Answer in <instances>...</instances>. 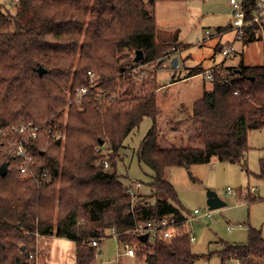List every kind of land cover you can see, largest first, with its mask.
I'll list each match as a JSON object with an SVG mask.
<instances>
[{"label":"trees","instance_id":"trees-1","mask_svg":"<svg viewBox=\"0 0 264 264\" xmlns=\"http://www.w3.org/2000/svg\"><path fill=\"white\" fill-rule=\"evenodd\" d=\"M11 3L14 13L0 2V132L28 123L43 129L30 147L36 178L21 179L20 160L8 155V138L0 135V166L9 163L6 175H0V264H35V234L74 242L75 264H95L101 243L114 235L121 245L135 249L144 264H197L215 254L222 264H264V239L254 230L246 245L222 242L220 252L195 254L190 234L181 225L186 218L167 179V170L174 167L244 160L249 134L264 129V66L249 67L242 60L237 68L224 67L232 77L228 84H222L215 72L212 90L173 128H186L187 145L164 148L158 143L160 111L155 93L134 96L130 89L134 77H125L139 64L156 62L160 69L169 51L179 46L177 37L157 28L145 0ZM241 5L249 21L254 0H243ZM257 40L250 28L242 41L249 45ZM140 50L144 59L139 63L121 54ZM39 68L45 70L42 76ZM202 71L194 68L187 78ZM89 72L95 75L97 88L78 106L76 92L89 87ZM123 77L125 83H119ZM119 90L131 98L119 101L115 95ZM103 104H107L105 112L99 108ZM66 106L65 126L61 111ZM145 118L153 125L137 158L153 174L152 192L133 198L117 172L122 161L118 152ZM103 147L116 156L105 162L98 154ZM42 173H48L49 184L39 178ZM259 177L264 180V162ZM169 215L180 224L172 239L143 243L133 232L138 223ZM95 240L98 247L91 244Z\"/></svg>","mask_w":264,"mask_h":264},{"label":"rangeland","instance_id":"rangeland-1","mask_svg":"<svg viewBox=\"0 0 264 264\" xmlns=\"http://www.w3.org/2000/svg\"><path fill=\"white\" fill-rule=\"evenodd\" d=\"M10 1L13 0H0L14 13L16 8L14 4H10ZM230 1L155 0L153 4H149V0H145L147 9L155 14L157 28L177 37L179 44L176 50L169 51L178 58L179 64L176 70H172L171 60H167L160 69L157 68L156 62H152L139 64L129 74H125V77H134L131 82L134 88H130L134 96L143 97L148 93L156 95L160 111L157 119L160 147L167 148L182 142L187 145L186 128L177 131H173V128L177 125V121L191 111L193 104L213 88V84L202 76L187 78L191 70L210 68L214 62L237 66L242 60L246 66L252 67L264 60L261 55L264 49L258 42L244 46L237 42V54L227 59L218 51L219 44L227 46L226 42L232 40L234 36L231 29L234 22L233 5ZM236 1L238 4L243 2V0ZM206 31L214 33L215 36L208 39ZM225 31V37L218 36L220 32ZM121 54L135 57L132 51H124ZM174 80L183 81L162 91V85ZM125 81L123 77L119 83ZM125 86L128 88V84ZM69 91L68 89V99ZM119 91L115 94L119 101L131 98L123 96L121 90ZM68 106L61 111L65 126ZM99 108L101 112H105L107 104L100 105ZM77 109L83 110L82 107ZM152 125V119L145 118L125 140V147L118 152L122 161L118 163L117 172L125 187L133 182H140L142 185L137 196L150 195L152 192L150 185L153 174L147 167L140 166L137 158L140 145ZM62 142L64 149L65 136ZM248 146L245 160L239 163L214 160L209 164L193 165L189 168L174 167L167 170V179L177 195L176 205L182 208L187 217H190L194 210L200 211L193 222L184 225L185 230L196 238L192 243V251L195 254L220 252L222 242L230 245H246L250 230L260 232L264 239V180L259 177L264 162V129L250 133ZM98 154L105 157V162H108L110 157L116 156L109 147H103ZM20 177L27 178L22 175ZM42 181L49 184L51 179ZM210 191L215 192L227 204L226 207L210 210L207 205V194ZM253 198L260 200L250 202ZM209 211L213 213L211 218L204 216ZM35 237L37 239L35 264H75L74 243L55 236L52 239L35 234ZM99 251L101 254H98L95 264H144L138 256L134 258L125 256L124 247L114 236H108L101 243ZM120 254L122 256L119 258ZM197 264H222V262L215 254L212 258L200 260Z\"/></svg>","mask_w":264,"mask_h":264},{"label":"built area","instance_id":"built-area-1","mask_svg":"<svg viewBox=\"0 0 264 264\" xmlns=\"http://www.w3.org/2000/svg\"><path fill=\"white\" fill-rule=\"evenodd\" d=\"M230 4L233 5L234 12V22L232 30L235 32V42H242L243 36L245 35L246 30L252 28L255 31L257 37V42L261 43L264 49V0H254V7L252 12V17L249 21L245 19V12L241 4H238L236 0H231ZM222 35V32L218 36ZM206 36L208 39L213 38L215 35L209 31H206ZM222 56L227 59L236 53L235 46L229 45L222 47L220 50ZM174 54L169 52L166 55V60H172ZM215 72H219L221 75V83L228 84L230 83L232 77L229 72L224 71L223 64H215L210 69L203 70L199 76L204 77L208 82L215 84L216 75ZM91 79L89 87H83L78 89L76 92V97L74 99V104L80 105L81 98L87 95L90 90L97 88L95 75L89 72ZM238 93L236 92L235 95ZM43 129V126H36L33 124H19L8 126L4 131L0 132L2 137L8 138V155L14 159H19V172L22 176L28 178H36L35 173L31 170V167L34 165V159L30 153V147L35 143ZM10 136V137H9ZM62 137V136H61ZM105 167H108V163H105ZM42 180H47L49 178L48 173H42L39 176ZM142 187L140 182H133L130 186L126 187V193L131 197H136L138 190ZM254 189L251 190L253 192ZM246 194V193H245ZM245 194H243L244 197ZM248 198V197H247ZM200 214L199 210H194L193 214L190 217L186 218L181 225L184 226L187 223H190L196 219L197 215ZM212 212L209 211L204 216L207 218L212 217ZM180 224L174 215H169L159 218L157 221H148L146 223H138L134 229V233L138 236L147 235L148 241L155 242L158 239H172L179 234ZM114 237H117L114 235ZM196 238L190 234V241L194 243ZM92 246L98 247V241H92ZM125 253L124 255L130 258L136 257V251L128 244H123ZM122 255H119V258ZM229 264H238V261H231Z\"/></svg>","mask_w":264,"mask_h":264},{"label":"water","instance_id":"water-1","mask_svg":"<svg viewBox=\"0 0 264 264\" xmlns=\"http://www.w3.org/2000/svg\"><path fill=\"white\" fill-rule=\"evenodd\" d=\"M233 15H234V12H233ZM143 59H144L143 51H141V50L137 51L135 53L134 61L136 63H139ZM166 61L167 60L165 59L161 63H165ZM178 64H179L178 58L174 57L171 60V68H172V70H176L178 68ZM238 72L239 71L237 70L236 73H238ZM38 73H39L40 76H42L45 73V70L43 68H39ZM99 143H100V146H103V144H104V142L102 140H100ZM8 167H9V163H5L2 166H0V175L2 177L6 175V173L8 171ZM189 167L190 166H186V168H189ZM207 205H208L210 210H218V209L226 207L227 204L224 201H222L215 192L210 191L207 194ZM140 240L143 243H146L148 241V236L147 235H142V236H140ZM22 249H23V247H22ZM99 254H101V251H99Z\"/></svg>","mask_w":264,"mask_h":264},{"label":"crops","instance_id":"crops-1","mask_svg":"<svg viewBox=\"0 0 264 264\" xmlns=\"http://www.w3.org/2000/svg\"><path fill=\"white\" fill-rule=\"evenodd\" d=\"M153 14H154V12H153ZM155 15V14H154ZM233 31V30H232ZM234 32V31H233ZM225 34H226V31L225 32H222V37L221 38H223V37H225ZM236 43L237 42H235V32H234V36H233V38H232V40H230V41H227L226 42V44H227V46L228 45H234L235 46V48H236ZM259 43V42H258ZM240 44H242L243 46H244V43H243V41L242 42H240ZM260 45H261V43H260ZM222 47H226L225 45H222V44H219V48H218V51L220 52V50H221V48ZM261 47H262V45H261ZM263 48V47H262ZM236 54H237V48H236ZM235 54V55H236ZM261 55L264 57V50H263V52L261 53ZM215 64H223V66L225 67V68H237L239 65H237V66H228V65H226V63L225 62H222V63H217V62H214L213 63V65H212V67L215 65ZM164 66V65H163ZM257 66H264V60H262V62H260L259 63V65H257ZM212 67H210V68H212ZM210 68H207V69H210ZM202 70H205V69H202ZM198 76V75H197ZM197 76H194V77H197ZM194 79V78H193ZM183 80H180V81H175V82H170V83H168V84H165V85H162V91L163 90H165V88H171V87H174V86H176V85H178V84H180L181 82H182ZM263 130V129H262ZM261 131V130H260ZM257 132V131H256ZM250 135V134H249ZM246 156H247V154H246ZM245 156V157H246ZM244 160H245V158H244ZM169 171V170H168ZM184 216H185V218H188L185 214H184ZM195 220V219H194ZM193 222V221H192ZM191 223V222H190ZM188 224V223H187ZM186 224V225H187ZM190 234V233H189ZM56 237V236H55ZM54 236H51V237H49V238H55ZM58 238V237H57ZM51 239V240H52ZM63 239V238H62ZM67 240V239H66ZM70 241V240H69ZM196 241V240H195ZM70 242H72V241H70ZM72 243H74V242H72ZM74 245H75V243H74ZM75 249H76V247H74V253H75ZM73 253V254H74Z\"/></svg>","mask_w":264,"mask_h":264}]
</instances>
